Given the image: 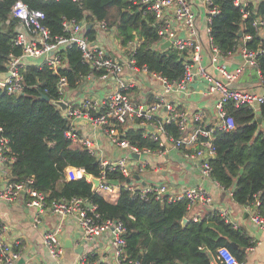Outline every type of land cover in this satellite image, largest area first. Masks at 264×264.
Here are the masks:
<instances>
[{"label": "trees", "instance_id": "16d2710c", "mask_svg": "<svg viewBox=\"0 0 264 264\" xmlns=\"http://www.w3.org/2000/svg\"><path fill=\"white\" fill-rule=\"evenodd\" d=\"M18 0H0V74L7 68L10 56L18 57L21 49L13 44L17 20L11 9ZM29 9L43 13L41 26L50 37L65 35L63 22H105L115 27L121 47L134 46L128 54L137 68L146 67L169 82L179 81L184 73L181 54L173 48H161L154 19L144 9L127 0H21ZM210 7L219 13L212 17L209 37L221 56L234 53L241 39L248 36L244 49L254 53V63L260 72L264 87V38L254 22L264 20V0L256 6L250 3L235 6L234 0H211ZM243 12L248 16L243 18ZM90 26V25H88ZM240 34V37L238 36ZM90 41L95 40L93 28L86 30ZM136 37L140 39L135 44ZM67 66L54 73L49 67L28 65L22 74L23 90L18 95L0 91V136L7 139L9 177L15 182L31 179L32 190L46 194L47 205L52 200L82 198L96 206L98 221L112 220L124 227V255L121 262L138 261L140 264H211L216 261L220 247L228 249L235 258L244 262L247 250L254 242L243 228L233 225L217 210L204 213L198 221L187 218L185 200L157 201L151 194L140 197L122 187L127 178L116 171H107L106 178L121 185L113 198L110 194L93 191L84 177L68 180V168L82 170L98 178L99 161L86 149L73 146L64 133L69 126L56 99V83L66 78L68 89H75L88 74L99 77L82 61L76 48L64 52ZM43 93L49 101L40 99ZM235 127L230 131L214 133L215 156L209 161L211 178L223 192H230L233 202L253 208L264 219V101L253 108L236 109L229 102L225 106ZM257 118L261 121L257 122ZM174 139L178 129L164 125ZM142 128L127 127L124 138L140 149L155 150L158 145L144 136ZM191 152V151H190ZM231 244L236 245L234 248ZM95 255L86 260L94 262ZM104 264V263H99Z\"/></svg>", "mask_w": 264, "mask_h": 264}, {"label": "built area", "instance_id": "2783aa9c", "mask_svg": "<svg viewBox=\"0 0 264 264\" xmlns=\"http://www.w3.org/2000/svg\"><path fill=\"white\" fill-rule=\"evenodd\" d=\"M58 1V0H57ZM78 1V0H73ZM144 9L154 19L157 35L160 44L169 41L170 47L181 54L184 66L183 76L179 81L169 82L163 77L150 73L146 67L137 68L135 62L129 57L122 61L118 57L107 55L104 50L95 42L90 41L86 35L87 24L85 22H63L65 35L50 37L47 30L41 26L43 13L34 11L21 0H18L11 9V17L17 20L13 44L21 49L18 57L10 56L7 62L8 73L5 78H0V91L9 95H18L23 90L24 79L23 70L28 65L37 67H49L54 73L65 70L67 66L64 52L67 49L76 48L82 57V61L90 69L101 72L99 77H94L91 73L84 79L102 80L112 83L111 90L101 100H94L84 97L78 107L72 103L68 97V86L66 78L60 77L56 83L57 96L53 102H62L66 108L61 111L62 116L69 121V126L64 133L73 146L86 149L89 153L98 158L100 166V185L98 190L103 193L114 195L119 185L114 186L106 183L107 171H116L123 178H127L122 187L133 194H138L141 198L146 194H151L157 201L185 200L187 210L196 205H210L212 198L202 186L185 188L178 196H170L166 185L144 184L140 185L136 179L144 171L147 161L146 156L163 157L167 150V145L180 151L183 158L195 162L202 177L211 179V168L209 161L215 156L213 146L214 133L217 131H230L234 129L233 118L226 111V104L231 103L236 109L242 107L256 108L264 101V96L245 90H240L232 86L239 71L228 72L223 67H216V71L223 80L214 78L201 62V44L198 40L193 12L188 0H127ZM206 5V33L209 37V25L212 17L219 13L217 7H210L211 0H205ZM235 6L245 5L243 0H234ZM170 17H167L168 13ZM243 18L248 16L243 12ZM99 31H107L109 28L105 22H94ZM254 25L260 27L264 33V20L258 18ZM178 28L186 31L185 37L176 35ZM249 37L245 36L244 40ZM136 43V42H135ZM132 54L134 46L131 45ZM210 61L215 66L218 57V49L212 45L209 37ZM242 55L246 62L255 67L254 53L242 50ZM125 67L135 76H124ZM258 70V69H257ZM259 77L260 72L258 71ZM195 78L203 79L207 82V92L217 94L215 104L214 120H208L200 112L188 115L178 110L167 96L171 94H181L187 90L189 83ZM261 78V77H260ZM156 80L160 84L159 91L154 94V102L145 104L135 102L129 93L139 84L138 80ZM165 111L164 117H160L158 112ZM85 120L89 122L93 129H97L106 135L112 144L128 152V156L107 160L98 155L97 143L93 138L80 136L78 134L76 121ZM173 124L178 129V137H171L165 130L164 125ZM127 127L142 128L145 130L144 136L156 142L158 147L155 150L149 148L140 149L131 145L124 132ZM1 132V129H0ZM7 139L0 136V199L7 203H13L19 197L25 195V206L34 209L36 215L34 224L40 223V215L49 212L54 215L66 217L75 215L82 237L86 242L92 243L104 235H110L113 247V258L117 264H140L138 261L121 262L124 255L125 240L123 238L124 227L121 223L106 220L99 222L96 213V206L88 200L82 198H72L52 200L45 202L46 194L36 192L29 187L32 180L24 182H13L9 177V165L12 159L8 158ZM191 151V152H190ZM137 155V159L132 157ZM83 172L78 169L68 168L66 178L68 180L81 178ZM218 188L220 185L212 180ZM256 206V205H255ZM253 208L245 207L249 220L259 229L264 230V219L257 215ZM221 216L237 228V224L232 222L228 213L219 210ZM5 227L0 220V264H15L20 258V254L8 246L4 240ZM59 230L45 231L42 236V245L52 258L60 257L64 248L59 238ZM17 245V243H16ZM252 250V248H249ZM216 259L220 264H245L238 261L235 256L225 247H220L216 251ZM99 261L89 262L85 258H80L74 264H99Z\"/></svg>", "mask_w": 264, "mask_h": 264}, {"label": "crops", "instance_id": "0c3cea01", "mask_svg": "<svg viewBox=\"0 0 264 264\" xmlns=\"http://www.w3.org/2000/svg\"><path fill=\"white\" fill-rule=\"evenodd\" d=\"M260 1L262 0H243V3H250L256 6ZM188 2L195 13L197 35L201 44V62L206 70L214 78L219 80L223 79L217 73L216 67H223L230 73L239 71V75L237 79L232 82V86L240 90L264 96V87L260 83L261 78L258 79L259 70H257L256 73L254 70L255 67L249 65L242 55L245 37L241 39L234 53L228 56H221L219 53L218 60L215 66H213L210 61L209 37L206 33L207 13L205 0H188ZM170 16L171 13L169 12L167 17ZM88 25L90 26H87V29L92 27L95 31V40L93 41H95L107 55L118 57L122 61H125L127 58L129 59L128 54L132 50V47L127 46L124 48L120 46L115 27H109L107 31H99L93 24ZM176 35L185 37L186 31L178 28ZM259 35L264 38V33L260 28ZM139 39V37H136L135 42L137 43ZM163 43H161V45ZM240 43H243V45ZM123 75H130L135 79V76L128 67H125ZM138 82L139 84H136V87L129 93L131 99L135 102L145 104L153 103L155 98L154 94L155 92L157 93L160 88L159 82L151 79H139ZM207 86L208 84L206 81L195 78L189 83L185 92L181 94H171L167 96V99L181 112H185L188 115L200 112L206 119L214 120L215 104L218 95L208 93ZM111 88V82L107 84L102 80L84 79L77 88L68 89L67 95L72 103L75 104V107H78L82 98L90 97L94 100H101L107 95ZM253 109L257 112L258 106ZM60 111L62 110L60 109ZM158 113L160 117H164L165 111L162 110ZM76 125L80 136L91 137L95 140L97 143L98 155L100 157L107 160H116L128 156L126 150L112 144L106 135L97 129H93L89 122L77 120ZM166 150L167 152L163 157L155 155L145 157L147 165L136 179V182L140 185H166L168 194L173 197L180 195L185 188L202 186L210 194L212 198L211 204L192 207L188 210L186 219L188 220L191 218L194 221H198L206 212L212 210L226 211L231 221L236 223L238 227L243 228L254 242L253 246L250 247L252 250L248 249L246 252L244 263L264 264V230L259 229L250 222L245 210L246 208L235 204L230 192H223V190L215 186L211 179L202 177L198 165L195 162L183 158L180 151L172 147L170 149L167 147ZM82 177L84 176L82 175ZM117 183L120 188L121 185L119 182ZM115 194L111 195V198H113ZM25 201V195L19 197V199L13 203H7L0 199V220L5 227L4 240L13 251L20 254V258L15 264H74L80 258L86 259V256L89 254L95 255L98 258L97 261L100 263L117 264L113 258V247L110 235H104L92 243H85L75 215L61 217L49 212H44L40 215V223L34 224L36 212L34 209L26 208ZM245 214H247V216ZM56 229L59 230V238L63 245L64 252L60 257L52 258L43 247L41 241L45 231H54ZM65 244H67L66 246L71 244V248L64 247ZM211 264L217 263L213 260Z\"/></svg>", "mask_w": 264, "mask_h": 264}, {"label": "water", "instance_id": "95a60500", "mask_svg": "<svg viewBox=\"0 0 264 264\" xmlns=\"http://www.w3.org/2000/svg\"><path fill=\"white\" fill-rule=\"evenodd\" d=\"M89 28V27H88ZM239 37H240V34L238 35ZM241 45H243V43H240ZM167 47H170V42L169 41H165L162 45H161V48H167ZM254 70L256 71V73H257V69L256 68H254ZM8 75V73H2V74H0V78H5L6 76ZM258 75V74H257ZM260 77H259V75H258V79H259ZM39 97H40V99L41 100H43V101H46V102H48L49 101V98L45 95V94H43V93H40L39 94ZM55 106H57L58 108H60L62 111H64L65 110V108H66V106H65V104H63L62 102H52ZM261 121V119L260 118H257V122H260ZM167 147L170 149L171 147H170V145H167ZM133 157L134 158H137L138 156L137 155H134L133 154ZM83 176L92 184V190L93 191H97L98 190V188H99V185H100V182H99V179L98 178H95V177H92L91 175H89V174H87V173H83ZM106 183H108V184H110V185H114V186H117L118 185V183L117 182H115V181H107ZM246 216H247V214H245ZM187 219L186 218H184L183 220H182V225H185L186 223H187ZM67 244H65L64 245V247H68V248H71V244L70 245H68V246H66ZM234 248H236L237 246L236 245H234V244H231Z\"/></svg>", "mask_w": 264, "mask_h": 264}]
</instances>
